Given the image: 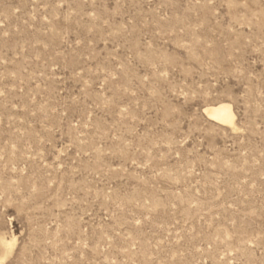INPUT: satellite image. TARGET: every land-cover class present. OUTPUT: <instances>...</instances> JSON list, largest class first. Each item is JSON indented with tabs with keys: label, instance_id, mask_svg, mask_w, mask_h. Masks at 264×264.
<instances>
[{
	"label": "rangeland",
	"instance_id": "1",
	"mask_svg": "<svg viewBox=\"0 0 264 264\" xmlns=\"http://www.w3.org/2000/svg\"><path fill=\"white\" fill-rule=\"evenodd\" d=\"M0 262L264 264V0H0Z\"/></svg>",
	"mask_w": 264,
	"mask_h": 264
},
{
	"label": "bare ground",
	"instance_id": "2",
	"mask_svg": "<svg viewBox=\"0 0 264 264\" xmlns=\"http://www.w3.org/2000/svg\"><path fill=\"white\" fill-rule=\"evenodd\" d=\"M204 113L213 121L221 124H225L234 128L235 115L233 114L232 108L227 103H219L215 106H209L204 109ZM3 245L10 247L12 243L2 240ZM1 264V262H0Z\"/></svg>",
	"mask_w": 264,
	"mask_h": 264
}]
</instances>
